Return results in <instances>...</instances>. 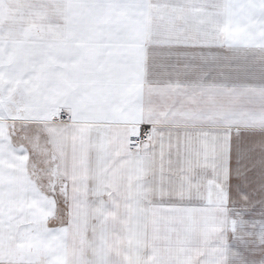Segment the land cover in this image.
<instances>
[{"label":"snow or ice","instance_id":"snow-or-ice-1","mask_svg":"<svg viewBox=\"0 0 264 264\" xmlns=\"http://www.w3.org/2000/svg\"><path fill=\"white\" fill-rule=\"evenodd\" d=\"M0 264H264V0H0Z\"/></svg>","mask_w":264,"mask_h":264}]
</instances>
